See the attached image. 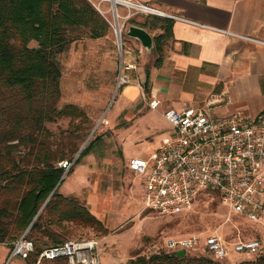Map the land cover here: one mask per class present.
Returning <instances> with one entry per match:
<instances>
[{
    "label": "trees",
    "instance_id": "16d2710c",
    "mask_svg": "<svg viewBox=\"0 0 264 264\" xmlns=\"http://www.w3.org/2000/svg\"><path fill=\"white\" fill-rule=\"evenodd\" d=\"M171 24L160 16L134 24L162 31L154 37L156 62L164 55ZM109 29L108 21L89 0H0V243L11 248L28 230L35 252L27 264H36L43 248L68 240L72 229L65 223L107 233L102 221L77 197L59 192L66 172L59 163L66 160L77 165L98 138L76 157L80 148L76 133H72L76 141L57 142L46 123L64 117L87 119L73 104L59 106L62 72L57 57L79 36L98 39ZM255 255V259L234 264H264V253ZM124 264L227 263L164 250L136 255Z\"/></svg>",
    "mask_w": 264,
    "mask_h": 264
},
{
    "label": "rangeland",
    "instance_id": "374dc122",
    "mask_svg": "<svg viewBox=\"0 0 264 264\" xmlns=\"http://www.w3.org/2000/svg\"><path fill=\"white\" fill-rule=\"evenodd\" d=\"M89 1L110 24L108 33L98 39L79 36L57 57L62 72L59 106L73 104L84 111L87 119L64 117L46 123V127L57 142L76 141L77 136L76 143L80 148L76 157L98 138L90 153L84 155L77 165L73 166L72 162L67 165L66 172L70 168L73 171L65 174L59 192L72 193L64 195L77 197L95 215L90 203V198H93L92 201L103 208L108 228L107 233H101L93 228H77L65 223L72 229L68 240H97L101 264H124L136 255L163 252L165 242L170 238L215 230L229 243L237 237L260 238L263 241L261 253H264V227L238 214L230 215L214 193L200 196L190 212L162 217L144 211L140 181L128 172L126 162L132 157L148 159L163 138L170 136L171 126L159 111H147L150 109L148 100L143 102L140 99L137 103L121 107L117 76L125 45L136 50L134 39L126 35L128 27L151 16H163L117 4L119 18L116 21L111 1ZM115 21L122 26L121 49L114 31ZM147 31L153 38L159 33L158 29ZM31 46L35 43L32 42ZM144 50L147 61L153 62L157 57L155 51ZM144 104L147 107H142ZM72 133L76 136L73 137ZM186 255L199 256L193 251L186 252ZM233 257L235 260L241 257L252 260L257 256L254 253H234Z\"/></svg>",
    "mask_w": 264,
    "mask_h": 264
},
{
    "label": "built area",
    "instance_id": "2783aa9c",
    "mask_svg": "<svg viewBox=\"0 0 264 264\" xmlns=\"http://www.w3.org/2000/svg\"><path fill=\"white\" fill-rule=\"evenodd\" d=\"M137 5L161 14L147 5ZM112 8L115 17L119 16L116 6ZM114 31L121 49L122 26L116 21ZM127 82L128 77L120 71L118 86ZM149 107L157 110L159 101L149 102ZM162 115L172 127L170 136L163 138L148 159L136 157L128 164L141 178L144 211L162 217L190 212L200 196L214 193L230 215L238 214L264 227V112L254 118L240 111L216 115L210 107L185 105L180 111L166 109ZM69 164L63 161L60 166L66 169ZM27 233L13 242L9 261L16 257L27 260L35 252V243ZM98 247L94 239L67 240L43 248L36 264H101ZM164 250L193 251L223 262L229 260L231 250L257 254L262 246L258 238L237 237L229 243L215 230L170 238Z\"/></svg>",
    "mask_w": 264,
    "mask_h": 264
},
{
    "label": "crops",
    "instance_id": "0c3cea01",
    "mask_svg": "<svg viewBox=\"0 0 264 264\" xmlns=\"http://www.w3.org/2000/svg\"><path fill=\"white\" fill-rule=\"evenodd\" d=\"M134 1L170 19L171 34L158 62L155 50L157 57L147 61V52L138 40H133L135 51L125 45L120 71L129 82L120 87L121 107L141 99L148 100L147 104L159 101L161 115L166 109L180 111L185 105L210 107L216 115L240 111L254 118L264 112V0ZM131 159L126 169L133 173L128 166ZM137 178L142 203L143 186ZM92 199L93 212L108 228L103 208ZM10 249L0 243V264H27L19 257L9 261ZM234 253L231 250L230 262L244 260H235Z\"/></svg>",
    "mask_w": 264,
    "mask_h": 264
},
{
    "label": "water",
    "instance_id": "95a60500",
    "mask_svg": "<svg viewBox=\"0 0 264 264\" xmlns=\"http://www.w3.org/2000/svg\"><path fill=\"white\" fill-rule=\"evenodd\" d=\"M113 6L115 7V5ZM126 35L130 38L138 40L141 43L142 47L147 51H151L154 49V38L146 29L139 27L137 25H130L128 27ZM66 173L67 172H65V174ZM65 174L61 178V181L65 178ZM172 253H175L178 256H184L186 254L185 250H178Z\"/></svg>",
    "mask_w": 264,
    "mask_h": 264
},
{
    "label": "bare ground",
    "instance_id": "6f19581e",
    "mask_svg": "<svg viewBox=\"0 0 264 264\" xmlns=\"http://www.w3.org/2000/svg\"><path fill=\"white\" fill-rule=\"evenodd\" d=\"M108 1H111V2L113 3L112 6H113V5L117 6V4H120V5H124V6H126V7L140 8V9H143V10L149 11L148 8H146V7H138L137 3L132 2V1H130V0H108ZM114 10H115V9L113 8V11H114ZM114 12H115V11H114ZM117 14H118V11H117ZM118 17H119V16L115 17V15H114V18H115L116 21H118ZM118 24H119V23H118ZM119 28H120V27H119ZM120 29H121V28H120Z\"/></svg>",
    "mask_w": 264,
    "mask_h": 264
}]
</instances>
